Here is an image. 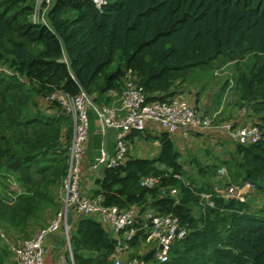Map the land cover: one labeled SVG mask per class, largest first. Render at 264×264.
Wrapping results in <instances>:
<instances>
[{
	"label": "trees",
	"instance_id": "trees-1",
	"mask_svg": "<svg viewBox=\"0 0 264 264\" xmlns=\"http://www.w3.org/2000/svg\"><path fill=\"white\" fill-rule=\"evenodd\" d=\"M34 2L0 0V228L30 237L35 223L53 214L47 224L61 206L73 126L59 103L46 99L54 89L85 91L96 106L109 105L130 73L147 101L168 100L184 96L189 70L223 60L233 64L240 107L231 121L251 120L259 141H229L228 157L211 165L193 156L197 176L185 182L169 133L132 130L126 158L93 174L88 195H100L106 206H135L139 216L171 213L189 229L163 263L154 249L139 254L147 234L138 231L129 257L140 255L144 264H264V206L254 207L256 194L264 193V0H104L100 8L93 0H52L46 24L32 22ZM195 136L228 141L215 132ZM135 137H151L157 152L130 155ZM221 167V181L205 176ZM148 176L158 178L151 188L140 184ZM11 181L21 191L9 204L8 192L16 194ZM246 182L255 192L244 202L223 197L221 190ZM202 193L212 195L214 206L202 204ZM70 242L74 264H113L115 239L99 216L72 220ZM11 254L0 244V264Z\"/></svg>",
	"mask_w": 264,
	"mask_h": 264
},
{
	"label": "built area",
	"instance_id": "built-area-1",
	"mask_svg": "<svg viewBox=\"0 0 264 264\" xmlns=\"http://www.w3.org/2000/svg\"><path fill=\"white\" fill-rule=\"evenodd\" d=\"M51 2L52 0H35L31 15L33 23L46 24L45 14ZM93 2L97 8L104 4V0H93ZM46 99L59 103L63 113L68 115L73 123L61 206L47 224L12 248L14 264H44L47 251L45 242L50 235L58 231L62 232L64 240V251L58 256V264H74L70 231L72 220L78 216L97 215L101 223L112 230L115 239L113 264H144L140 255L129 257L130 241L140 230L143 231V235L147 234V236L139 248V254L143 255L149 249H154L156 260L160 263L168 260L172 244L184 239L189 232V229L171 213L153 214L149 212L139 216L135 206L124 209L106 206L101 203L100 195L90 196L82 191L83 164L89 136L87 115L89 107L96 111L99 125L104 131L108 128L115 131L113 154H108L105 148H102L99 157L89 166V172L92 175L99 173L103 168H112L121 164L129 150L126 136L132 130L143 132L149 128H156L169 133L173 138L179 135L184 141L200 133L215 132L221 133L230 142L242 145L255 143L261 138L259 127L251 120L234 123L216 115L201 113L198 107L191 105L188 99L180 94L168 100L147 101L143 88L130 73L127 74L124 88L117 99L118 107L114 105V101L109 105L96 106L85 91L70 95L63 90L54 89ZM117 111H122L123 115L119 116ZM175 177L181 178L179 175ZM157 181L156 177H142L140 184L151 188ZM12 183L16 194L8 192L6 201L9 204L14 202L16 195H19L21 191L15 182L11 181ZM252 189L254 185L246 182L241 186L230 185L221 192L225 199L244 202L248 198V191ZM169 192L175 195L176 189L172 188ZM201 200L202 204L214 206L211 194L202 193ZM138 218L142 219L140 226H137Z\"/></svg>",
	"mask_w": 264,
	"mask_h": 264
},
{
	"label": "rangeland",
	"instance_id": "rangeland-1",
	"mask_svg": "<svg viewBox=\"0 0 264 264\" xmlns=\"http://www.w3.org/2000/svg\"><path fill=\"white\" fill-rule=\"evenodd\" d=\"M37 16L35 17L36 20H37ZM232 74H233V64L232 63L225 64L223 60L215 61L213 65L207 66L205 68H193L189 70L188 80L186 82L187 89L183 93L184 97L188 98L189 96L188 101H190V98L193 96L197 100H199L200 104L197 105L198 107L197 109L201 113L216 115L222 118L223 120H232L233 118V116H231L232 114L230 113V111L227 112L226 109L230 108L229 110H232L231 107L232 108L237 107L238 109L240 108L237 105L238 92L236 91L233 85ZM226 80H228L229 83L226 87H224V81ZM87 115H88V120H89V133H90L95 129L94 127L95 124L96 125L97 123L99 124L98 115L96 111L94 110V108L92 107H89L87 109ZM72 126H73V123H72ZM107 130H109V128ZM109 135H110V132H109ZM98 136L99 137H94L91 135V138L90 136H88V142L90 141V144L87 142L86 156L89 159L93 158V156L97 153V148L100 145L102 144L104 145L105 141L103 140L104 139L103 136H101V134H99ZM100 140L103 142L102 144ZM204 140L199 139L198 136H194L193 140L187 142L185 146L177 147V149L181 152V155H182L181 160H182V163L186 171V175L182 178L185 182H188L189 180L188 176H192V177L197 176V166L194 162H190V159L193 158V156L197 158V160L199 161V163H201V165L203 166L211 165L212 163H217L221 158L228 157L229 152H231V150L234 147L233 146L234 143L231 142L233 143L231 144L229 141H225L223 145L222 144L219 145V144H214V142L211 143L208 140L207 143L209 145H206L205 144L206 141ZM107 141H108V145L110 144L112 146L111 139L110 138L108 139L107 137L106 142ZM114 145H115V132H114V142H113L112 154L114 152ZM133 145L134 146H132L131 144L132 150L140 152V155H143V156L154 155L158 148V143L155 142L151 137L150 138L144 137L142 141L134 142ZM100 151H101V148L99 150L98 157L100 155ZM86 156H85V161L83 164V171L85 168L89 166V163H90L89 159H87ZM67 164H68V159H67ZM212 171L213 169L209 168L205 176L208 177L209 179H214L215 183L216 181H221L226 175V169L224 167L219 168L217 174H213ZM82 175H83V172H82ZM11 187L12 188L15 187L13 183L11 184ZM252 192H255V188L248 191V194ZM262 206H264V193L256 194L254 207L260 208Z\"/></svg>",
	"mask_w": 264,
	"mask_h": 264
},
{
	"label": "crops",
	"instance_id": "crops-1",
	"mask_svg": "<svg viewBox=\"0 0 264 264\" xmlns=\"http://www.w3.org/2000/svg\"><path fill=\"white\" fill-rule=\"evenodd\" d=\"M195 94V93H194ZM119 97V96H118ZM118 97L115 98L114 100V105L115 106H119V101L117 100ZM189 100V96L187 98ZM191 104L193 105H198L200 104V101L197 100L194 96L190 98V101H189ZM230 108L226 109L227 112L230 111V114L231 116H235L237 114V111H236V108H232V110H229ZM117 114L119 116L123 115V112L122 111H117ZM229 116V114H228ZM230 116V117H231ZM236 117V116H235ZM238 118V117H237ZM95 129L89 133V136L91 138V135L94 136V137H99L98 135L101 134V136H103V140L105 141L104 142V145L102 144L103 142L100 140L101 144L98 148H97V153L93 156V158L89 159L87 156L86 158L89 159V166L92 162H94V160L98 157V154H99V150L100 148H105V150L107 151L108 154H112V151H113V142H114V130L112 129H109V130H103L100 125L97 123V125L95 124ZM110 132V135H109V132ZM152 136L155 135V133H151ZM100 136V137H101ZM108 137V139L110 138L111 141H112V146L109 144L108 145V141L106 142V138ZM193 139L190 138L189 140L187 141H184V139H182L179 135H177L175 138H174V141L176 143V146L179 147V146H185L187 144V142L189 141H192ZM142 141V138H137L135 137L134 138V142H140ZM156 142V141H155ZM208 140H206V145H209L208 143ZM90 144V141L88 142ZM144 143V142H143ZM88 144V145H89ZM142 144V143H141ZM134 146V145H132ZM110 147V148H109ZM158 149V148H157ZM157 152V150H156ZM155 152V153H156ZM130 155H133V156H141V157H152V156H143V155H140V152H137L135 150H132L130 151ZM89 166L87 168L84 169L83 171V175H82V180H81V189L84 193L88 194L90 189H91V176L92 174H90V172L88 171L89 169ZM53 215V214H52ZM51 215V217H52ZM51 217H48V219H41L39 220L38 222L35 223V225H37L34 230H32L31 233H35L37 231V227L41 226V225H44L46 221H48ZM11 233L10 231L7 232V231H4L3 229L0 228V237H1V240H0V244L1 245H4L6 246V248L9 250V251H12V248L14 246H17L21 240L23 239L21 234H9ZM64 240H63V237H62V234L58 231L52 235H50L46 242H45V245H46V248H47V251H46V254H45V258H44V264H58V256L64 251ZM5 264H14L13 263V254H11V256L8 258V261L5 263Z\"/></svg>",
	"mask_w": 264,
	"mask_h": 264
},
{
	"label": "water",
	"instance_id": "water-1",
	"mask_svg": "<svg viewBox=\"0 0 264 264\" xmlns=\"http://www.w3.org/2000/svg\"><path fill=\"white\" fill-rule=\"evenodd\" d=\"M123 71H126V69L124 68ZM103 169H104V168H103ZM60 233L62 234V232H60ZM159 248H160V246H159Z\"/></svg>",
	"mask_w": 264,
	"mask_h": 264
}]
</instances>
